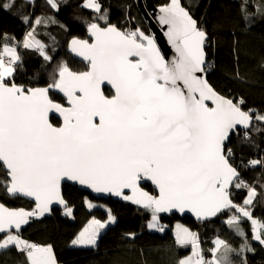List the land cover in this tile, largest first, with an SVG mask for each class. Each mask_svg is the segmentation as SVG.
<instances>
[{"label":"snow or ice","instance_id":"obj_1","mask_svg":"<svg viewBox=\"0 0 264 264\" xmlns=\"http://www.w3.org/2000/svg\"><path fill=\"white\" fill-rule=\"evenodd\" d=\"M63 2L45 0L54 14L36 15L35 0H0V11L27 26L20 38L0 31V195L30 198L34 205L25 210L0 203V253L14 250L20 264H58L52 245L24 239L22 228L56 204L72 216L63 184L75 182L145 209L150 231L165 232L162 213L191 212L201 222L223 217L241 238L239 247L217 234L206 254L199 233L177 224L175 244L190 245L192 252L176 264H248L247 253L256 249L244 221L251 222V239L264 247V219L255 216L264 206V106L249 107L242 96H226L210 83L215 42L207 21L183 0L160 6L157 19L175 52L169 61L140 26L112 23L104 0H81L89 15L76 19L86 36L72 35L77 25L58 19ZM238 13L247 27L264 22V0H238ZM42 28L50 29L44 38ZM57 30L71 36L68 52L85 62V70L58 59ZM21 49L38 55L37 76L47 73L46 86L16 82L25 66ZM234 53L238 65V44ZM233 75L244 79L238 67ZM54 90L66 104L53 98ZM56 114L59 123H53ZM253 148L258 152L245 154ZM256 169L260 176L250 179L247 173ZM148 182L155 194L143 187ZM236 192L244 193L240 203ZM116 220L108 209L107 220L93 218L71 245L97 248L101 230ZM124 238L135 247L139 235ZM137 251L142 264H150L151 250Z\"/></svg>","mask_w":264,"mask_h":264},{"label":"trees","instance_id":"obj_2","mask_svg":"<svg viewBox=\"0 0 264 264\" xmlns=\"http://www.w3.org/2000/svg\"><path fill=\"white\" fill-rule=\"evenodd\" d=\"M81 0H64L58 19L72 22L77 25L72 28V35L85 37L86 33L80 21L76 17H87L88 10L79 7ZM157 6H161L168 0H154ZM185 5L193 6L194 14L207 21V28L213 36L214 47L210 51L209 59L214 67L209 71L210 83L226 96L243 97L247 106L260 108L264 106V67L261 66V58L264 57V22L259 19L251 26L242 25L238 13V0H183ZM105 6L110 8V19L123 27L140 26L147 34L150 33L145 18L138 7L137 0H104ZM18 4H24V0H18ZM31 7L25 12L30 13ZM36 15L54 14L45 3V0H35ZM27 26L13 15L0 11V31H6L22 37ZM50 29H40L41 37ZM59 40L57 47L58 59H64L73 70H85V62L76 60L74 55L68 52L67 40L71 36L64 35L58 30L54 31ZM47 42V41H46ZM239 47V63L236 64L234 46ZM25 66L16 73V82L27 87H44L49 81L47 73L37 76L40 58L34 52H25ZM238 67L244 77L243 80L236 79L233 75ZM106 94H111L108 89ZM53 98L65 104L64 98L51 93ZM53 123H59L60 119L52 117ZM264 148V144L260 145ZM255 154L258 149H246L245 154ZM247 176L256 178L260 176V170L249 171ZM146 190L155 193L148 184L143 186ZM63 193L69 205L73 208L74 220L63 212L54 209L51 214L42 218L33 219L24 231V239L37 244H51L54 248L59 264H142V258L137 249L144 247L151 250L150 264H176V262L189 255L191 249L187 246L181 247L175 244L173 227L176 222L184 223L192 231L199 233L202 246L207 254V249L212 247V240L217 234L229 240L234 247H239L241 238L236 236L232 230L222 224L223 217L213 221L199 223L189 218L179 219L177 216L167 217L161 215V221L166 226L165 232L149 231L146 227L150 220V213L145 209L134 206L131 202L121 203L100 201L92 198L88 193L82 192L78 187L64 185ZM244 193H234L238 203L242 202ZM89 199L96 203V207L90 210L85 203ZM0 200L8 207L24 208L30 210L33 203L23 198H11L0 195ZM108 209L117 217L113 226L101 234L97 248H73L71 241L86 227L93 218L107 220ZM255 216L264 219V206L258 205ZM244 231L248 234L249 242L255 247V253H247L248 264H264V247L251 239L252 225L250 221L242 224ZM127 232H136L139 239L135 247L124 238ZM19 257L14 250L0 253V264H20ZM239 264V261H235Z\"/></svg>","mask_w":264,"mask_h":264},{"label":"water","instance_id":"obj_3","mask_svg":"<svg viewBox=\"0 0 264 264\" xmlns=\"http://www.w3.org/2000/svg\"><path fill=\"white\" fill-rule=\"evenodd\" d=\"M232 1H237V0H232ZM137 4H138V7L140 8V10L142 12L143 18H145V21L147 23L148 28L150 29L151 35L154 36L156 44L160 48L161 53L165 56V58L167 60L170 61L175 56V52H174V49L172 48V45L169 43L168 37L165 35V33L167 32V27L166 26H161L159 24V22H158V19H157L158 15H159L160 6H157L155 4L154 0H137ZM74 57H75V59L77 61L78 60L82 61V59L80 57H77L75 55H74ZM105 88L110 89L111 92H112V89H111L110 86L105 85ZM55 92L59 96H61V98H64L62 93H60L58 91H55ZM65 104H66V100H65ZM52 117H54V118H56L58 120L60 119L58 114L53 115ZM66 184H68V185H70L72 187L73 186L78 187L79 190H81L82 192L88 193L92 198L97 199V200H101V201H105V202L109 201V200H111L113 202H121V203L128 202V201L122 200L120 197H116V196H113V195L108 194V193H97V192H94L90 188H88L87 186L80 185V184L75 183V182H65L63 184V187ZM146 184L147 185L149 184L152 187V189L155 190L154 186L150 182L145 183L144 185H146ZM146 191H148V190H146ZM150 193H152V192H150ZM18 198H23V199L29 201L30 203L32 202V200L30 198H24V197H18ZM0 203H3V202L0 200ZM133 205L137 206L135 204H133ZM5 206L8 207L6 204H5ZM137 207H139V206H137ZM9 208H14V207H9ZM20 208H22V207H20ZM54 209H57V210L63 212L62 206H60L58 204L53 205V210ZM161 215H164V216H167V217L177 216L180 219L189 218V219L194 220L196 222L204 223V222H201V221L197 220L196 217L191 212H185V213L181 214L179 212L173 211L172 213H162ZM213 220H215V219H213ZM28 225L23 226L22 231H24Z\"/></svg>","mask_w":264,"mask_h":264},{"label":"rangeland","instance_id":"obj_4","mask_svg":"<svg viewBox=\"0 0 264 264\" xmlns=\"http://www.w3.org/2000/svg\"><path fill=\"white\" fill-rule=\"evenodd\" d=\"M145 22H146V21H145ZM146 24H147V23H146ZM87 201H90V200L87 199ZM90 202H91L93 205H95V206L92 207V208H89V207H88V208H89L90 210H93V209L96 207V203H98V202H96V203H95V202H92V201H90ZM64 215H65V214H64V212H63V216H64ZM69 217H70L71 220H74V215H73V214H72V216H69ZM89 222H90V221H89ZM89 222L86 224V227L89 226ZM160 223H161L162 225H164V223H162V222H160ZM177 224H181V225H184L185 227H188V226H186L184 223L176 222L175 225H174V227H173V232L175 231V229H176V225H177ZM113 225H115V223H114V224H109L107 227H109V226H113ZM107 227H106L105 229L101 230V234L107 230ZM188 228H189V227H188ZM82 230H83V229H82ZM82 230H81V231H82ZM81 231H80V232H81ZM149 231H150V230H149ZM151 231H154V230H151ZM151 231H150V232H151ZM80 232H79V233H80ZM194 232H195V231H194ZM79 233H78V234H79ZM78 234H77V235H78ZM77 235H76V236H77ZM44 245H47V244H44ZM70 246L73 247V248L78 247V246H72V245H70ZM187 247L191 249V251L189 252V253L191 254V252H192V248H191V246L189 245V246H187ZM202 247H203V246H202ZM79 248H87V247H79ZM89 248H91V247H89ZM53 251H54V248H53ZM54 254H55V251H54ZM190 254H189V255H190ZM189 255H187V256H189ZM55 257H56V254H55ZM185 257H186V256H185ZM56 260H57V262H58L57 257H56ZM58 264H59V262H58Z\"/></svg>","mask_w":264,"mask_h":264},{"label":"flooded vegetation","instance_id":"obj_5","mask_svg":"<svg viewBox=\"0 0 264 264\" xmlns=\"http://www.w3.org/2000/svg\"><path fill=\"white\" fill-rule=\"evenodd\" d=\"M147 34V33H146ZM149 35H151V32L150 33H148ZM105 89H108V88H104V90ZM108 90H110V89H108ZM111 91V90H110ZM112 93V92H111ZM58 95V94H57ZM153 194H155V193H153ZM101 201V200H100ZM180 219V218H179Z\"/></svg>","mask_w":264,"mask_h":264}]
</instances>
